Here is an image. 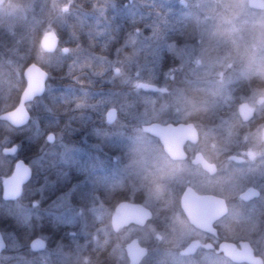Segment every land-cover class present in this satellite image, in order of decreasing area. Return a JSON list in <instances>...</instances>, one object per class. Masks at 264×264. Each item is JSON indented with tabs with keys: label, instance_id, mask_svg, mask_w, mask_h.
<instances>
[{
	"label": "rangeland",
	"instance_id": "1",
	"mask_svg": "<svg viewBox=\"0 0 264 264\" xmlns=\"http://www.w3.org/2000/svg\"><path fill=\"white\" fill-rule=\"evenodd\" d=\"M109 1L0 0V111L21 90L26 60L48 74H64L62 81L57 75L47 80V97L27 103L28 137L32 136V143L44 140L47 144L41 155L27 156L33 176L24 187V197L29 200L31 196L41 204L32 207L31 199L28 203L0 201V231L5 242L0 264H72V260L76 264H127L122 244L133 236L147 248L139 264H233L214 253L184 256L177 252L191 231L186 221L177 220L167 193L166 176L171 175L162 155L164 143L146 130L153 121L166 124L187 117L202 141L215 137L219 142L215 146L224 141L225 150L237 146L243 150L244 165L224 163L221 185L208 179L199 188L228 201L227 213L232 216L223 220L226 235L249 239L264 255V218L255 220L253 214L255 206L264 211V143L260 138L264 125V8L252 9L246 0H183L184 4L181 0H125L113 15L121 8L130 16L144 3L159 9L157 43L131 40L133 43L121 44L122 52L127 45L123 55L128 66L135 65L137 58L141 67L135 72L142 68L141 81L158 83L154 92H138L139 80H129L127 75L120 93L109 88L103 76L109 66L111 70L115 66L110 60L112 43L105 48L106 43L92 42V32L99 39L106 33L109 10L117 0ZM47 30L54 31L60 43L51 53L39 47V38ZM35 37L37 48L33 49ZM62 46L68 47L66 53ZM132 83L134 88L129 86ZM258 96L262 102L257 101ZM240 101L255 107L250 124L239 122L236 105ZM109 106L118 113L111 125L104 121ZM57 124L59 130L47 141L46 135L52 131L44 128ZM232 137H237L234 144L229 143ZM10 138L1 131L0 148ZM1 154L0 188L5 177L1 173L10 165ZM247 185L262 194L250 203L246 214L233 199ZM125 194L139 198L151 209L152 217L140 227L129 225L115 232L110 230L109 216ZM236 213L248 217L238 221L237 230L232 231L231 218ZM56 222L63 226L59 237ZM16 223H20V231L12 229ZM30 227L38 236L50 239L51 245L31 251L29 240L23 237V229L29 231ZM103 251L105 260L100 258Z\"/></svg>",
	"mask_w": 264,
	"mask_h": 264
},
{
	"label": "flooded vegetation",
	"instance_id": "2",
	"mask_svg": "<svg viewBox=\"0 0 264 264\" xmlns=\"http://www.w3.org/2000/svg\"><path fill=\"white\" fill-rule=\"evenodd\" d=\"M114 1H116V0H114ZM117 1H120V3L122 1L123 2H122V4H118L119 2H117ZM117 1L115 2V7L113 6L114 8H110V10H109V15H110L109 18H111V19H109V23L107 24L106 33H105L104 37L99 39V37H96V34H94L92 32V38H93L92 42L95 41L94 43H106L105 48H108L110 43H112L113 50L110 52V57H111L110 60L112 61L111 64L113 63L115 66L113 67L112 70L109 66L108 70L106 71V73H104L103 76H105V78L107 79V82H109V85H108L109 88H113L114 92L119 90V92L121 93V86L124 84V77L127 75H130L129 80H133V79L139 80L136 84V88H138V90H139L138 92H140L141 90L154 92V91H156L155 87H156V83H158V82L155 81V83L154 82L146 83L144 81H141V79L139 78V73H142V68L140 69L139 72H135L136 69L138 70V68L141 67L136 62L137 58H135V60L133 61V63H136L135 65L128 66L129 62H127V58L123 55V52L126 51L127 45L123 46V52H122L121 44L129 43V42H131V40H136L135 43H157V38H158V32H157L158 29L157 28H158V22H159V18L157 17V14H159V9H157L158 7L155 5H150L149 3H144V5L141 8H136L135 10H133L132 11L133 13L130 16L124 15L122 13L123 11L121 8L119 9L120 10L119 14L115 16V15H113V12H115L117 10L118 6L119 5L123 6V4L125 2L127 3V1H125V0H117ZM111 3H114V2L112 0H110L109 4H111ZM180 4H184V1L181 0ZM140 6H141V2L139 3V7ZM160 13H161V11H160ZM162 13H164V12H162ZM140 15H141V18H139ZM136 29H139V33L136 32ZM96 41H98V42H96ZM131 43H133V41ZM104 54L108 55L106 52H104ZM146 63H148V62H146ZM172 77H173V75H170V78H172ZM47 79H48V72H47ZM47 79H46V83H47ZM111 82H112V84H111ZM113 82H114V84H113ZM46 83H45V85H46ZM125 83H126V81H125ZM23 84H24V81H23ZM129 86H131L132 88L135 87V85L133 83H132V85H129ZM152 86H155V87H152ZM44 90H45V88H44ZM20 91H19V93H20ZM18 95L16 98H14V104L17 103ZM259 97H261V96L257 97V101L262 102L263 98L261 97V101H259ZM248 104L253 107V110H254L253 118H254L255 107L250 103H248ZM236 107H237V105H236ZM109 108L115 109L116 117H117V115H118L117 108L113 107V106L107 107V109H109ZM116 117H115V119H116ZM187 118L177 120V121L168 122V123H171L173 125H176L180 122L191 123L193 131L196 132L195 141H192L191 137H185L184 140L181 142V148L184 152V156L180 157V158H173V157L169 156V154L167 153L166 145L165 144L162 145V150H163L162 155L164 156V159H165L164 163H167L168 167H170V175H171V176H169V175L166 176L167 177L166 180H168V182H169V186L167 187L169 192L167 191V193H168V195H170V197L172 199V206L174 209V213L176 214V216L178 218L177 220L179 221L182 219L183 222L186 221L188 228L191 231L188 234V236L186 237V240H184V242L181 245L177 246L178 254H180L179 250L182 247H184L187 244V242H189L191 239H197L201 243L210 242L212 246L209 248H204L203 246H198L193 253H191V254H180V255L191 256V255H195L199 252H208V253H214V254H216V256H220L221 258H224L233 264H237V263L231 261L229 258H226L221 251L217 250L218 244L221 241H229L235 245V248H239L240 247V241L247 240L250 243L251 247L253 248L254 255L261 257L263 264H264V255H261L252 246L249 239H247L245 237H235V236H231V235H226L227 232L226 233L224 232V230H223L224 217H231L232 216V215L228 216L229 214L227 213L228 208H229L228 201L223 196L219 195L218 193H216L214 191L206 192V191H202L201 188H199V186H201L208 179H210L211 181L213 180L216 185H221L222 184V178H223L222 177V174H223L222 167H223L224 163H227L228 165H244L246 162V158L243 155V150L242 149L240 150L238 148V146L232 147L231 149H228V150H225V145H223V144H226V143H224V141L215 146V144L219 143V142H215V140L218 139L215 137H205V139L202 141L203 137H201L199 135L198 130L194 127V125L190 121V118L189 117H187ZM115 119L111 123H107L105 120L104 121L106 122V124L111 125L112 123H114ZM252 119L250 121H252ZM248 123H249V121L245 122L244 124H248ZM177 133H178V130H175L173 132V134L170 137L171 140L180 141V136H178ZM236 138L237 137H232V141L229 143L234 144L235 143L234 141L237 140ZM260 138H261V136H260ZM17 149H18V145H17ZM9 155H11V154H9ZM230 155L240 156L241 159L235 160L234 158L230 157ZM11 156H13L15 158L13 160L10 173L5 175V177L9 176L12 173L14 162L16 161V159L21 158V157L16 156V152L14 154H12ZM21 159H23L25 162H27V160H25L24 158H21ZM31 171L32 170L30 167V177L29 178H31ZM171 173H176V174H171ZM167 174H168V172H167ZM2 180H1V182H2ZM28 181H29V179L21 185V193L19 194V196L16 199H14V200H3L1 198V189H0V199L5 203H15V202L19 201L20 197H22L23 194L25 195L27 192L24 187ZM249 186L254 187L253 185H247L246 187L241 189L237 193L236 198L234 197L235 199H233V201L236 202L237 207L243 208L244 211L246 212V214H247V209H248L250 203L256 201L262 194L261 190L254 187L258 191V194L256 196H253V197L246 199V200L241 199L239 197L240 192ZM185 190H189V191L193 192L195 195H199V196L205 195V194H213V195L219 196L223 199V201L226 205V212H225V214H222L220 217L216 218L215 220H213L211 222V227L214 229L213 232H211L209 230H203V229L197 228L193 224L190 223V221L186 217V215H185V213L181 207V202H180L181 196ZM28 198H29V200L31 199L30 205L32 207H35V206L41 204V202L38 203L37 200L32 199L31 196ZM25 200L26 201L23 200V202H27V203L29 202V200H27V198H25ZM121 200L140 202L139 198H136V197L129 198L127 194L122 195V196H120L119 199H117V201L113 205L112 212H113L116 204ZM253 208H254L253 214H256V216H254L255 220H259L261 218L263 219L264 218V211L261 210V208L257 207V206H255ZM111 213H110V216H111ZM110 216H109V222H108L109 225H110ZM244 217H248V216L247 215L240 216L238 213L233 215V218H231L232 231L237 230L238 223H239L238 221H241V219H243ZM130 225H132V224H130ZM49 226L52 227V225H49ZM54 227H56L57 237H59L60 232L63 230V226H61L60 222H56ZM137 227H140V226H137ZM174 231H175V233H177V229H174ZM39 237H41V236H39ZM52 237H55V236H52ZM41 238L45 241V247L43 249V250H45L47 248V246L51 245V242H50L51 240L47 239V238H43V237H41ZM49 238H51V237H49ZM71 263L76 264V262H74V260H72Z\"/></svg>",
	"mask_w": 264,
	"mask_h": 264
},
{
	"label": "water",
	"instance_id": "3",
	"mask_svg": "<svg viewBox=\"0 0 264 264\" xmlns=\"http://www.w3.org/2000/svg\"><path fill=\"white\" fill-rule=\"evenodd\" d=\"M247 5L252 8L261 9L264 7V0H247ZM39 45L40 48L47 53L55 51L58 46V37L56 33L51 30L45 31L40 37ZM61 51L66 53L68 47L63 46ZM22 76L24 79V85L18 95L17 103L12 108L0 112V120H3L10 126L16 128L25 126L28 123L30 114L26 107V103L33 98L42 95L47 79V71L37 63L29 62L23 68ZM259 101H261V97H259ZM253 113V107L246 101L238 103L237 114L241 121H249L253 117ZM115 117L116 111L114 108L106 110L104 119L107 123L113 122ZM147 130L149 133L158 136L161 141L168 144V146H166V151L169 156L173 158L184 156L181 142L185 137H191L192 141H195L196 139V132L192 130L191 123L180 122L176 125H163L158 122H152L149 124ZM175 130H178L177 135L180 136V141H174L170 138ZM260 133L261 139L264 141V126L261 128ZM49 135H51L53 139V133L49 132L46 135L47 141H52V139H48ZM16 150V144L3 146L1 148L3 154L12 155ZM230 157L235 160L241 159L240 156L230 155ZM29 177L30 167L28 163L23 159L18 158L14 162L12 173L5 177L1 182V198L3 200L16 199L21 193V185L25 183ZM257 194L258 191L254 187L249 186L240 192L239 197L246 200ZM180 202L186 217L195 227L209 230L211 232L214 231L211 227V222L226 212V205L223 199L213 194L199 196L189 190H185L181 196ZM151 215L152 212L150 208L141 202L121 200L116 204L114 212L110 216V225L115 232L129 224L142 226L151 218ZM28 245L32 251H38L44 249L45 241L39 236H34L30 239ZM4 246L5 242L0 232V251ZM198 246L209 248L212 245L210 242L201 243L197 239H191L179 250V253L191 254ZM123 249L127 264H139L142 258L147 254V248L142 245L135 236L123 243ZM217 250L221 251L224 256L233 262H246L249 264L263 263L261 257L254 255L253 248L247 240L240 241L239 248H235V245L232 242L221 241L218 244Z\"/></svg>",
	"mask_w": 264,
	"mask_h": 264
},
{
	"label": "trees",
	"instance_id": "4",
	"mask_svg": "<svg viewBox=\"0 0 264 264\" xmlns=\"http://www.w3.org/2000/svg\"><path fill=\"white\" fill-rule=\"evenodd\" d=\"M46 2L47 1H50V0H45ZM39 12H41L42 11V8H39ZM39 18L41 19V16H39ZM36 39H37V37H35V40L34 41H32V48L34 49V48H37V43H36ZM28 61H30V59H28V60H26L25 61V63L27 64L28 63ZM55 75H57V73L55 72V73H49L48 74V81H51L52 79H53V77L55 76ZM64 74H60V75H57L56 77H58L59 76V78L61 79V81H62V79H63V76ZM17 95H18V93L17 94H15V98L17 97ZM45 97H47V93H46V91L39 97V98H45ZM55 102L57 101V102H59V100L58 99H56V100H54ZM63 101H66V100H63ZM55 103L54 102H52L51 101V106L52 107H55V105H54ZM14 105V100H13V103L11 104V105H7V106H5L4 108H3V110L4 109H8V108H11L12 106ZM253 120V119H252ZM240 122V121H239ZM252 121H249V123L248 124H250ZM240 124H242V122H240ZM29 125H30V121H29V123L25 126V127H21V128H14V127H11L10 125H8L6 122H4V121H2V120H0V126H2L0 129H2V130H0V133H1V131H6V132H8L10 135H11V138L10 139H8V141H6V143H4V145H10V144H13V143H16L17 145H18V149H17V151H16V156L17 157H21V158H24L25 160H27V156L28 157H34V156H38V155H41L42 154V152L43 151H45V145L47 144V142L46 141H36V142H33L32 143V141H31V138H32V136H30V137H28V130H29ZM242 125H245L244 123L242 124ZM47 130H50V131H52L53 133H56L58 130H59V124H57L56 126H52V125H50V126H46L45 128H44V131H47ZM40 137H42V136H40ZM2 147V146H1ZM1 154V153H0ZM2 156H4V157H6V160L8 161V165H9V163H10V165H9V167L7 168V170L6 171H4V172H2L1 174H3V175H7V174H9L10 173V171H11V167H12V163H13V160H14V158L15 157H13V156H11V155H3V154H1ZM44 157L46 158L47 156H46V153H44ZM33 176V171H31V177ZM31 179V178H30ZM29 179V180H30ZM27 184V183H26ZM25 184V185H26ZM26 190V189H25ZM24 192V191H23ZM19 200H25V197H24V194L22 195V197H20V199ZM0 201H2L1 199H0ZM11 223V222H10ZM31 225H32V223H31ZM11 227H12V229L14 230V231H20L19 229H17V228H21V226H20V223H16V224H12L11 225ZM23 229V228H22ZM23 230H25V232H23L24 234V238L26 239L25 241H27V240H29L31 237H33V236H35V235H37V234H35V232H34V230H31V227L29 228V231L28 230H26V229H23ZM105 251H103L102 253H101V256H100V258L101 259H104L105 260V258L103 257V256H105L104 253ZM95 258H99V257H95Z\"/></svg>",
	"mask_w": 264,
	"mask_h": 264
},
{
	"label": "snow or ice",
	"instance_id": "5",
	"mask_svg": "<svg viewBox=\"0 0 264 264\" xmlns=\"http://www.w3.org/2000/svg\"><path fill=\"white\" fill-rule=\"evenodd\" d=\"M136 32L139 33V29H136ZM117 71H118V70H117ZM48 139L51 140V139H52V136L49 135Z\"/></svg>",
	"mask_w": 264,
	"mask_h": 264
}]
</instances>
